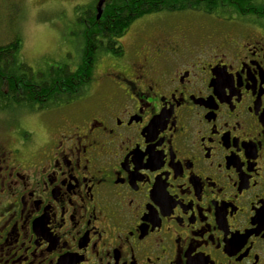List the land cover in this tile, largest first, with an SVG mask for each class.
<instances>
[{
	"label": "flooded vegetation",
	"instance_id": "flooded-vegetation-1",
	"mask_svg": "<svg viewBox=\"0 0 264 264\" xmlns=\"http://www.w3.org/2000/svg\"><path fill=\"white\" fill-rule=\"evenodd\" d=\"M211 16L0 147V264H264V0Z\"/></svg>",
	"mask_w": 264,
	"mask_h": 264
},
{
	"label": "rangeland",
	"instance_id": "rangeland-1",
	"mask_svg": "<svg viewBox=\"0 0 264 264\" xmlns=\"http://www.w3.org/2000/svg\"><path fill=\"white\" fill-rule=\"evenodd\" d=\"M98 3L99 0H0V45L18 39L21 45L18 60L34 72H44L59 63L74 70L79 60L85 59L79 56L85 40L80 32L82 25L77 19L84 13L95 14ZM143 21L162 27L183 24L197 33L208 32L217 25V20L211 15L194 11L163 12ZM141 25V21L135 20L120 38V45L127 51L132 42L131 34L137 32ZM114 62L111 55L96 52L92 79L84 95H108L112 88L104 74L110 72ZM63 107L40 111L15 107L0 109V147L14 149L19 145L18 136L30 140L29 135L39 132L47 125L50 116Z\"/></svg>",
	"mask_w": 264,
	"mask_h": 264
},
{
	"label": "trees",
	"instance_id": "trees-1",
	"mask_svg": "<svg viewBox=\"0 0 264 264\" xmlns=\"http://www.w3.org/2000/svg\"><path fill=\"white\" fill-rule=\"evenodd\" d=\"M251 0H104L101 14L84 13L77 19L85 40L74 70L56 64L44 72H34L18 60V39L0 45V109L11 107L40 111L61 107L84 95L92 79L96 52L119 57L123 48L120 38L135 20L145 16L186 11L208 15L224 14L231 8L249 4Z\"/></svg>",
	"mask_w": 264,
	"mask_h": 264
},
{
	"label": "water",
	"instance_id": "water-1",
	"mask_svg": "<svg viewBox=\"0 0 264 264\" xmlns=\"http://www.w3.org/2000/svg\"><path fill=\"white\" fill-rule=\"evenodd\" d=\"M103 1L104 0H100L99 1V3H98V6H97V17H99L100 16V14H101V7H102V5H103Z\"/></svg>",
	"mask_w": 264,
	"mask_h": 264
}]
</instances>
